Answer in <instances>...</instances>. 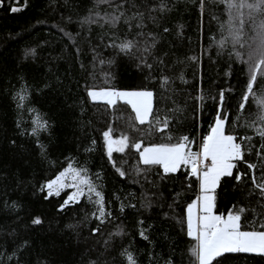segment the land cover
<instances>
[{
  "label": "trees",
  "instance_id": "trees-1",
  "mask_svg": "<svg viewBox=\"0 0 264 264\" xmlns=\"http://www.w3.org/2000/svg\"><path fill=\"white\" fill-rule=\"evenodd\" d=\"M135 2L141 4V0ZM154 2L148 0L149 5ZM168 3L171 10L162 18L156 13L158 23L145 18L143 29L135 27L133 22L129 31L127 25L120 22L115 30L119 37L127 35L129 39L138 31L158 35L153 55L162 56L164 63L154 64L151 74L157 79L148 81L144 77L149 71L143 66L137 68L136 59L103 47L100 34L109 30L107 26L102 30L92 25L90 32L87 27L81 28L80 18L93 6V0H2L0 3V264H15L16 259L20 264H38V261L47 264H89V261L127 264L120 255L125 247L133 253L136 264H164L169 258L173 264H192L188 249L194 241L186 234V206L199 195L197 177L189 176V170L181 166L177 173L160 178L157 173L162 174V169L153 165L148 171L149 179L141 175L137 183L133 166H146L139 164L138 152L130 147L124 153L113 152L117 166L121 161H127L123 167L129 174L120 177L104 152L102 132L111 124L113 137L127 133L131 141L140 139V133L129 126L130 117L132 123H137L134 113L123 102L113 108L102 102H90L85 91V86L133 89L145 84L154 89V107L166 110L178 105L182 109L176 114L171 131L174 136L194 138L190 147L192 151H198L202 136L214 123L218 94L224 89L223 109L230 113L227 131L237 136L253 135L251 130L232 124L246 84V67L235 55L230 58V43L218 52L211 39L219 40L226 35L220 28L227 19L224 4L221 0H205L201 15L199 0H168ZM13 6L19 11L12 12ZM105 8L106 5L100 6L101 11ZM178 26H181L179 30ZM164 28L169 31L164 33ZM61 29L75 37V45ZM108 39L104 36V43ZM76 46L80 48L79 54ZM26 48L35 49V55L26 58ZM93 48L100 53L96 61H93ZM241 51H246V47ZM190 56H196L197 60H190ZM108 59L114 62L100 63V60ZM148 62L153 63L151 58ZM161 68L172 78L174 92L162 93L159 89ZM181 73L186 82L179 78ZM22 85L28 86V95L23 106L18 108L13 94ZM262 86L264 80H258L257 94ZM201 89L208 98L198 107L195 97ZM254 104L256 101L247 104L242 117L254 118L255 112L261 110L258 104L254 110ZM29 108L33 111L29 112ZM37 114L48 123V130L38 134L40 143L45 146V154L37 147V137L28 134L32 117ZM93 139L96 140L95 150L86 151ZM149 141L159 143L163 138L159 134L144 138L145 143ZM253 143L258 145L259 138L254 137ZM69 160L78 168H87L93 180L96 173H100L99 184L113 217L102 226L101 234H89L97 221L94 218L85 221V214H90L94 207L85 197L58 212V205L71 190L65 189L59 196L52 195L47 199V190H41L44 182L55 178ZM238 170L246 171V166L240 164ZM250 186V180L237 184L234 178L222 177L215 193L216 212L227 215L233 205L244 206L248 211L242 214V224L250 228L251 209L264 211L256 204L255 195H247ZM177 193L180 194L178 198ZM145 194L153 200L148 209L141 207ZM121 204L125 205L123 212L120 211ZM129 204L135 207H128ZM36 216L42 220L40 225L31 224ZM138 220L144 223L138 225ZM68 224L77 225L75 231L66 228ZM117 226L122 227L123 234L113 236L106 249L104 239ZM140 228L145 229L148 240L139 236ZM24 240L29 242L28 246L9 261L8 256ZM220 264H264V259L249 253H226Z\"/></svg>",
  "mask_w": 264,
  "mask_h": 264
},
{
  "label": "snow or ice",
  "instance_id": "snow-or-ice-1",
  "mask_svg": "<svg viewBox=\"0 0 264 264\" xmlns=\"http://www.w3.org/2000/svg\"><path fill=\"white\" fill-rule=\"evenodd\" d=\"M225 6L227 19L220 25L222 35L219 40L212 37V42L216 45L218 52L223 51L229 43L232 51L229 53L230 58L235 55L236 59L241 62L247 70V79L241 99L238 101V111L235 119H232L234 127L239 126L252 131L253 135L237 136L234 132H228L226 123L230 119V113L223 109L225 102V90L221 89L218 94L219 103L214 123L210 126V131L202 136L198 145V151H192L190 145L195 142L194 138L190 139L188 135L174 136L171 127L175 121L176 114L182 109L177 105L172 109H160L154 107V89L147 87L145 84L133 89H117L115 87H89L85 86L86 96L90 102H102L108 108H113L118 102H123L130 106L134 113V121L130 117L129 126L140 133V139L131 141L127 133H122L118 137H113L114 129L109 124L107 130L102 132L103 149L109 163L115 169L120 177H125L129 173L124 170L123 165L127 161H121L117 166L113 160V152L124 153L126 148L135 149L138 152L139 165L133 166V171L137 174L136 182H140V176L148 180V171L151 166L158 165L162 169V174L157 173L160 178L170 173H177L181 166L188 169L189 176H196L199 181V195L186 206V234L194 243L189 247L188 252L193 258L192 264H220V260L226 253H249L264 259V211L257 212L256 208L251 209L253 216L248 222L250 228L242 224V214L248 209L244 206L233 205L229 208L227 215L216 214L213 209L216 204V189L222 177L234 178L237 184L251 181L248 196H256V204L264 209V86L261 87L259 94L256 93L255 87L258 80H264V0H221ZM2 3V0H0ZM106 5L103 11L100 6ZM205 0H199L198 8L203 15ZM110 9V10H109ZM134 9V10H133ZM12 12L19 11V8L13 6ZM168 0H155L149 5L148 0H141L137 4L135 0H93V6L88 9L85 16L80 18L81 28L87 27L91 31L92 25H97L102 30L100 40L105 48H113L119 54H123L138 61L137 68H143L149 71L144 77L145 81L156 80L151 72L154 64L163 65V57L153 55V50L158 42V35L153 32L138 31L136 36L129 39L127 35L119 37L117 25L123 22L130 31L133 27L143 29L144 21L158 23V19L170 11ZM129 12L131 14H129ZM156 13L160 14L158 18ZM178 26V30H179ZM250 29L251 34L248 35ZM64 32L63 29H61ZM169 30L163 29L164 33ZM71 43L75 45V37L68 32H64ZM79 35V33H77ZM104 36H108L107 43H104ZM245 36L248 38L245 39ZM136 37H140L137 40ZM246 51H241L245 49ZM93 61H96L100 53L95 48L92 49ZM76 52L79 54L80 48L76 46ZM35 49L26 48L24 56H34ZM149 58L153 63H149ZM190 60L196 61V56H190ZM112 64V59L100 60V63ZM83 68V64H81ZM91 75V74H90ZM184 81L183 74L179 77ZM159 89L161 92H174L171 87L172 78L165 75L161 68L159 75ZM186 82V81H184ZM199 94L195 97L198 107L208 97L203 90H198ZM28 95V86L22 85L21 89L13 94V99L17 100V107H22ZM163 98V97H162ZM170 98V97H169ZM216 99L215 97H211ZM250 101H256L253 109L257 104L261 110L255 112L254 118L248 119L242 117L246 106ZM29 112L33 109L29 108ZM83 111V109H82ZM242 123H238L240 121ZM145 126L146 127H138ZM19 126V121H18ZM48 123L38 114L32 117V128L29 135L37 137V147L41 154H45V146L40 143L38 134L40 131H47ZM23 134V133H22ZM159 134L163 142H144L145 137H153ZM258 137V145L253 143V138ZM96 140L90 142L86 151H94ZM253 156L255 159H253ZM240 164L246 166V171H239ZM235 170V171H234ZM257 172L259 176H257ZM100 173H96L95 180L89 177L88 169L84 167H73L72 161L69 160L67 166L63 168L55 178L49 179L41 186V190H47L48 196H59L65 188H72L63 203L59 204L57 211H65L67 206L77 204L81 197H85L93 207V211L85 214V221L95 219L97 226L89 230L90 236L101 234L102 226L113 219L112 212L106 206L102 186L99 184ZM151 183V181L149 180ZM153 187L155 185L153 184ZM179 193L176 197H179ZM153 200L145 194L141 200V207L151 208ZM7 206V205H6ZM15 207V204L13 205ZM135 207L134 204L127 205ZM171 207V205H169ZM124 204H121L120 211H124ZM167 215V213H165ZM42 220L39 216L33 217L32 225H40ZM138 225L144 223L143 220L137 221ZM66 228L75 231L77 225L68 224ZM151 227V225H149ZM123 229L117 226L113 232H110L104 239V247L110 245L113 236H121ZM139 236L148 240L145 229L140 228ZM78 235V233H77ZM29 242L22 241L20 245L8 256L11 261L17 256L18 251L27 247ZM2 255V254H0ZM120 255L127 260V264H136V260L127 247L123 248ZM151 257V253H149ZM219 258V259H217ZM15 264H20L16 259ZM38 264H47L46 261H38ZM89 264H96V261H89ZM164 264H173L171 258L164 261Z\"/></svg>",
  "mask_w": 264,
  "mask_h": 264
},
{
  "label": "rangeland",
  "instance_id": "rangeland-1",
  "mask_svg": "<svg viewBox=\"0 0 264 264\" xmlns=\"http://www.w3.org/2000/svg\"><path fill=\"white\" fill-rule=\"evenodd\" d=\"M73 167H76V168H78V167H77V166H75V165H73ZM65 189H69V190H71V192L73 191V189H72V188H65ZM65 189H64V190H65ZM64 190H63V191H64ZM61 192H62V191H61ZM213 211H214L216 214H219V213H217V212H216V210H215V207H214Z\"/></svg>",
  "mask_w": 264,
  "mask_h": 264
}]
</instances>
